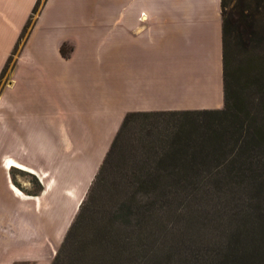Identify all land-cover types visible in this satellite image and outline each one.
<instances>
[{
  "label": "crops",
  "instance_id": "crops-1",
  "mask_svg": "<svg viewBox=\"0 0 264 264\" xmlns=\"http://www.w3.org/2000/svg\"><path fill=\"white\" fill-rule=\"evenodd\" d=\"M35 2L0 0V72ZM96 2L45 0L0 91V264H43L127 113L222 109L220 0Z\"/></svg>",
  "mask_w": 264,
  "mask_h": 264
},
{
  "label": "rangeland",
  "instance_id": "rangeland-1",
  "mask_svg": "<svg viewBox=\"0 0 264 264\" xmlns=\"http://www.w3.org/2000/svg\"><path fill=\"white\" fill-rule=\"evenodd\" d=\"M105 3L117 12L121 0L96 8ZM215 131L167 116L131 119L94 181L112 141L97 146L80 214V204L65 208L43 264L56 255L54 264H264V187L229 183L237 151L222 148ZM11 173L23 193L35 192L33 177Z\"/></svg>",
  "mask_w": 264,
  "mask_h": 264
},
{
  "label": "trees",
  "instance_id": "trees-1",
  "mask_svg": "<svg viewBox=\"0 0 264 264\" xmlns=\"http://www.w3.org/2000/svg\"><path fill=\"white\" fill-rule=\"evenodd\" d=\"M44 1L36 0L0 72V82L14 67L15 57L32 29ZM220 17L222 109L127 113L98 168L94 181L103 171L113 148L131 119L167 116L183 119L197 126L204 125L208 130L216 129L214 133L219 138L218 144L222 148H228L230 152L237 151L235 158L230 161L228 167L226 166L230 174L229 183L236 188L264 187V0H220ZM70 51L71 47L66 44L59 48L63 58L68 57ZM32 185L35 186L36 195L41 187L35 178ZM82 205L83 202L79 206L77 217ZM74 224L70 225L65 239ZM57 258L58 255L54 257V263Z\"/></svg>",
  "mask_w": 264,
  "mask_h": 264
},
{
  "label": "bare ground",
  "instance_id": "bare-ground-1",
  "mask_svg": "<svg viewBox=\"0 0 264 264\" xmlns=\"http://www.w3.org/2000/svg\"><path fill=\"white\" fill-rule=\"evenodd\" d=\"M12 167L14 168H20L18 165H16L14 162L12 161H8L6 164H5V168H9L11 169Z\"/></svg>",
  "mask_w": 264,
  "mask_h": 264
}]
</instances>
